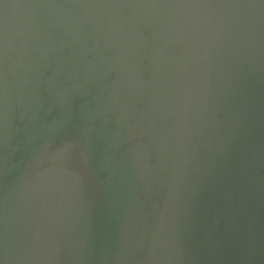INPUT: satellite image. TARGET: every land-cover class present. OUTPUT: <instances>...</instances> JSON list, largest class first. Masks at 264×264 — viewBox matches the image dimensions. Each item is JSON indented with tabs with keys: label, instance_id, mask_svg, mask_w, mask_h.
Masks as SVG:
<instances>
[{
	"label": "water",
	"instance_id": "obj_1",
	"mask_svg": "<svg viewBox=\"0 0 264 264\" xmlns=\"http://www.w3.org/2000/svg\"><path fill=\"white\" fill-rule=\"evenodd\" d=\"M0 264H264V0H0Z\"/></svg>",
	"mask_w": 264,
	"mask_h": 264
}]
</instances>
